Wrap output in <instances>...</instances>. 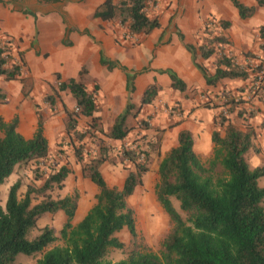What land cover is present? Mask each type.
<instances>
[{
  "label": "trees",
  "instance_id": "1",
  "mask_svg": "<svg viewBox=\"0 0 264 264\" xmlns=\"http://www.w3.org/2000/svg\"><path fill=\"white\" fill-rule=\"evenodd\" d=\"M154 1L103 0L93 10L92 17L102 21L117 19L128 32L147 34L159 25L157 17L149 16L147 12ZM229 1L242 19L252 15L255 9L254 5L247 6L238 0ZM255 3L264 7V0H255ZM214 23L220 29L229 25L227 21ZM204 31L205 37L199 45H185L192 61L196 51L202 59H207L218 46L226 43L221 33L216 34L210 28ZM257 33L263 40L259 48L264 53V24L257 28ZM11 45L10 38L0 40V76L4 80H19L24 86L25 62L20 51L13 55ZM254 59L253 63L247 57L239 64L232 56L221 53L211 74L203 65H194L206 85H214L227 78L247 80V86L256 80L259 72L263 79L264 55ZM100 63H105V60H100ZM164 72L170 79V88L185 89V84L173 71ZM56 78H59L58 74ZM126 87L130 91L133 89L129 75H126ZM57 89L67 90L78 109L76 112L74 109L65 110L64 132L71 138L75 159L85 160L81 164L82 175L97 187V192L85 214L72 224L77 191L58 198L49 194L55 187H61L69 170L65 164H59L57 167L48 166L46 172V167L43 169L39 165L48 153L41 121L37 120L31 137L25 138L16 131L15 117L10 121L0 117V183L16 163L31 162L33 179L45 176L40 186L29 183L20 197L17 195L20 180L9 185L4 206H0V264H20L15 261L17 254H39L31 264H264V186L257 183L258 178L264 175V166L250 168L244 159V154L251 148V130L242 131L227 117L220 116L215 122L223 127V136L217 130L212 131V156L206 165L193 152L190 132L182 129L177 133L176 146L160 159L157 166L158 181L154 185V195L169 219L170 228L158 251L153 252L141 243L135 231L133 210L126 202L141 183L142 173L147 170L146 149L141 148L137 140H131L134 145L131 148L122 147L119 156L129 165L122 184L120 187L106 185L99 167L108 160L107 146L99 140L96 154H83L85 132L76 129V116L81 114L90 118L86 132L90 135L95 133L93 114L97 104L93 93L87 92L84 85L73 78L58 81ZM156 93L157 86L148 85L137 106L127 101L108 131L99 129L98 132L110 139H124L132 129L128 119L137 115L141 105L151 103ZM242 101L246 100L238 99L237 103ZM141 153L144 156L138 160ZM216 168H219L218 172ZM37 197L40 198L35 200ZM170 197L178 201L183 216L174 208ZM58 211L62 212L64 222L56 232L44 225L36 236L27 238L39 217ZM122 228L129 233L126 244L115 235ZM110 249L119 250L124 256L111 261L108 258Z\"/></svg>",
  "mask_w": 264,
  "mask_h": 264
},
{
  "label": "crops",
  "instance_id": "2",
  "mask_svg": "<svg viewBox=\"0 0 264 264\" xmlns=\"http://www.w3.org/2000/svg\"><path fill=\"white\" fill-rule=\"evenodd\" d=\"M102 1L0 0V40L11 39L13 55L16 56L15 52L20 51L26 67L24 86L19 80H4L0 76V117L4 121L15 117L16 131L25 138L31 137L39 119L47 148H50L52 138L49 140L45 132L52 127L56 133L64 134L65 110L74 109V100L69 92L55 87L54 94L50 85L55 86L58 81L69 78L78 81L80 77H87L96 80L91 83V90L85 88L87 92L93 93L94 99H98L93 114L96 138L106 146L117 147L129 140L134 131L128 132L122 140H114L98 130L108 131L126 102L137 106L144 89L155 84L156 95L170 92L173 99L183 107L184 113L181 118L171 122L158 116L152 128L144 130L148 141L145 162L147 170L142 173L141 183L132 193L142 188L154 194V185L158 181V162L176 146V136L180 130L190 132L193 152L201 163L208 162L212 156V131L217 130L223 136V127L216 124L212 113L215 109L198 106V92L205 90L217 95H240L247 87V80L227 78L218 80L214 85H206L194 63L203 65L210 74L221 53L232 56L239 64L243 63L244 55L255 53L263 42L257 28L264 24V7L256 6L255 0H238L244 5L255 6L252 15L242 19L229 0H170L168 10L174 9L176 3L180 4V21L174 27L172 24V30L168 18L164 22L157 18L158 27L147 34H138L137 44L124 45L114 42L111 21L92 17L93 10ZM208 17L216 22L229 23L226 28L214 26V33H221L226 43L218 46L207 59H202L196 51L192 61L185 45L197 46L201 43L198 34L202 22ZM102 59L105 63H100ZM81 68H84V77L79 73ZM165 70L173 71L182 80L185 84L183 91L170 88V79ZM126 75L131 76V91L126 87ZM47 96L51 99H46ZM147 106L144 104L142 108L147 110ZM50 109L55 114H50ZM227 119L242 131L247 128L251 130V154L258 149L264 151V102L257 97L235 102L228 109ZM89 120V117L78 114L76 129L83 131ZM134 121L135 118H130L128 123L134 126ZM156 136L157 143L153 145ZM254 159L257 162V158ZM69 160L70 171L64 179L77 187L86 183L94 196L97 187L82 175L80 164L72 156ZM247 163L253 167L258 165L252 161ZM120 169L118 163L113 164L107 160L100 165L99 170L106 185L121 186L125 173ZM119 179L121 181L116 185ZM78 202L82 205L76 204L74 216L81 211L85 214L87 210L83 206L84 199Z\"/></svg>",
  "mask_w": 264,
  "mask_h": 264
},
{
  "label": "rangeland",
  "instance_id": "3",
  "mask_svg": "<svg viewBox=\"0 0 264 264\" xmlns=\"http://www.w3.org/2000/svg\"><path fill=\"white\" fill-rule=\"evenodd\" d=\"M170 0H155L154 4L152 6H149L147 12L149 16H155L164 22L168 18V23L170 25V29L172 30V24L173 27L176 22L180 21V4L176 3V6L174 9L168 10ZM211 22L210 25L206 26ZM213 22V23H212ZM216 21L212 17L206 18L202 22V27L200 29V33L198 34L200 40L205 37L204 30L205 28H210L214 32V26ZM111 29L113 33V40L115 43H122L124 45H135L138 43L139 38L138 34H135L134 36L128 35L127 28L125 25H122L118 22L117 19L111 20ZM4 40V39H2ZM260 50V48H259ZM256 50L255 53H248L245 54V58H250L251 62L254 63V58H262L264 53L262 50ZM217 56V55H216ZM218 57V56H217ZM29 58V57H28ZM244 58V60H245ZM28 61L31 62V58L28 59ZM242 64V63H241ZM91 71L94 72L91 68ZM80 75L84 77V68L80 69ZM78 81L84 85L85 88H89L91 90V83L95 82L94 79H88L87 77H80ZM54 80V79H53ZM57 82V81H56ZM55 82V83H56ZM263 83H264V73H263ZM58 82L56 85H50L51 91L55 94V87H57ZM170 92L164 91L162 94H157L151 103L148 104L147 110L142 108L144 105H141L139 107V112L135 117H133V120L135 118V124L132 126V129L130 131H134L131 136H129L128 142H131V140H137V143L141 144V148H145L147 152V146L148 141L146 139V135L144 133L145 129L152 128V126L155 124V118L158 116L164 117L169 122L173 120H177V118H181L184 113L183 107L180 105V103L177 100H174L173 97L169 94ZM226 95V93L223 94H215L212 93V91H199L198 92V106H203L210 109H215L212 113L216 121L221 116L219 113L222 110V107L224 105L223 98ZM43 96V95H42ZM257 97L259 99V96H253ZM96 104L98 106V99L95 97ZM239 100H242L238 98ZM237 99V101H238ZM44 101V100H43ZM236 101V102H237ZM261 101V100H260ZM44 102L47 103L45 100ZM263 102V101H262ZM139 104V103H138ZM136 104V105H138ZM235 104V102H232L231 105ZM229 106V105H228ZM39 111L40 108L38 107ZM227 108V112H228ZM172 110V111H170ZM50 114H55V112L50 109ZM140 114V115H139ZM228 115V113H227ZM222 117V116H221ZM227 117V116H226ZM130 120V119H128ZM64 122V121H63ZM88 122H86V127L83 129L84 134H87V139L84 138L85 146L83 154H89L94 155L97 152V147L100 144L98 140H95V137L97 136L96 133H93L94 135H90V132L87 133L86 129L88 128ZM147 124V127H144V124ZM130 124V123H129ZM264 127V126H263ZM55 128V127H54ZM92 128V127H91ZM95 130V129H94ZM129 131V132H130ZM45 135L49 140L52 138V144L50 141V148H48V153L46 159L40 160L39 165L45 169L46 172L48 166L51 167H57L59 164H65L66 168L70 171V157L78 162L81 166L82 162L85 161H78L75 159L73 155V148L71 145V138L69 135L56 133L55 129H52V127L49 128L48 131L45 132ZM158 137L153 138V145H156ZM106 146V145H105ZM120 146L114 147L108 145L107 148L109 150L108 153V162L110 163H118L120 166V171L126 174L127 171V162L121 161V158L119 156ZM260 148V147H259ZM85 152V153H84ZM145 152V153H146ZM257 158V162L254 158ZM244 159L246 162L252 161L254 164H258L257 166H264V151L262 149L254 150L253 154H251L250 149L246 151L244 154ZM248 159V160H247ZM207 163V162H206ZM206 163H204L206 165ZM253 164V165H254ZM250 168H254L251 165L248 164ZM33 164L31 162L28 163H16L12 169V172L4 178L2 183H0V206H4L8 187L11 183H13L15 180H20L21 184L18 189L17 195L20 197L22 193L24 192L26 186L29 183L34 184L35 186H40L42 184V180L45 176H42L40 179H33V173L32 168ZM256 167V166H255ZM216 172L219 171V168H216ZM120 179L115 182L116 185H119ZM258 185L264 186V175L259 177L257 180ZM74 190L77 191L78 198H77V204L78 201L83 202L84 209H88L93 202H91V199L94 198L93 193L90 189V186L85 184H79L78 187L74 186L71 181L63 180L61 187L54 188L51 191H49V194L53 198H58L66 194L72 193ZM149 192L147 190H144L142 188H138L134 193H132L130 196L127 197L126 202L129 207L133 210L134 215V224H135V231L138 234L141 243L148 248L149 250L156 252L159 249L160 242L163 238V236L166 234V232L170 228V222L167 217V215L162 210L161 206L156 200L155 195L151 192L148 196ZM145 197V198H144ZM40 197H37L35 200H38ZM170 200L172 202V205L174 208L180 212L183 216V213L180 211L178 207V201L170 197ZM93 201V200H92ZM262 203L264 204V198ZM79 205H82L79 203ZM82 212V211H81ZM79 212L74 216L71 223L74 224L76 221L80 220L81 217L84 215L83 213ZM158 219V221H156ZM154 221H156L155 223ZM64 222V216L62 212L58 211L55 213H46L39 217L35 225L30 229L27 238L32 239L34 236H36L39 233V229L43 227L44 225L51 227L56 232ZM115 235L118 237L119 240L124 242L125 244L129 240V233L125 228H122L120 231L115 233ZM124 255L122 252L116 249H110L108 252V258L111 261L118 260L122 258ZM39 257V254L36 255H24V254H17L15 256V261L20 264H31L35 261V259Z\"/></svg>",
  "mask_w": 264,
  "mask_h": 264
},
{
  "label": "built area",
  "instance_id": "4",
  "mask_svg": "<svg viewBox=\"0 0 264 264\" xmlns=\"http://www.w3.org/2000/svg\"><path fill=\"white\" fill-rule=\"evenodd\" d=\"M128 35L130 36H134L135 34H132L130 32H128ZM135 37V36H134ZM262 73H257L256 74V80H254V82H250L248 83L245 91L243 92V94L241 93L240 95H236V94H229L226 93V95L223 98V102L224 105L222 107V110L220 111V115L226 117L227 116V108L228 105H230V102H236L238 98L240 99H244V100H249L251 97L258 95L259 96V100L264 102V83H263V79L261 77ZM78 109L76 107H74V111L76 112ZM172 111V110H170ZM132 145L131 142L125 141L121 144L120 150L123 148H131ZM120 152V151H119ZM144 154L141 153L139 155L138 160H141L143 158Z\"/></svg>",
  "mask_w": 264,
  "mask_h": 264
}]
</instances>
